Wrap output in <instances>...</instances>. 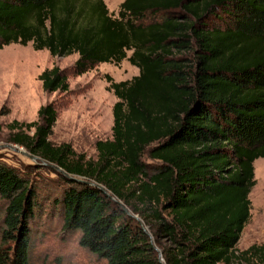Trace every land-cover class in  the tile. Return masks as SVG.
<instances>
[{"label":"trees","instance_id":"16d2710c","mask_svg":"<svg viewBox=\"0 0 264 264\" xmlns=\"http://www.w3.org/2000/svg\"><path fill=\"white\" fill-rule=\"evenodd\" d=\"M113 13L104 0H0V47L76 52L73 74L123 58L138 69L104 75L116 99L94 158L50 141L53 100L11 122L8 140L46 162L53 186L40 192L24 169L42 164L0 159V264H30L46 203L109 264H161L154 246L164 264H264V242L233 249L264 156V0H120ZM37 77L45 91L68 89L57 64Z\"/></svg>","mask_w":264,"mask_h":264},{"label":"rangeland","instance_id":"374dc122","mask_svg":"<svg viewBox=\"0 0 264 264\" xmlns=\"http://www.w3.org/2000/svg\"><path fill=\"white\" fill-rule=\"evenodd\" d=\"M119 1L104 0L113 14L116 13ZM126 53L129 54V50ZM76 56V52L52 56L46 48L33 49L30 42H10L0 47V159L19 168H24V164H42L43 167L37 171L28 170L27 167L24 169L43 193L52 188L53 182L47 184V177L53 173L44 167V160L29 157L26 154L29 152L22 145L8 140L11 122L35 119L39 105L53 100L57 114L48 136L50 141L54 144L67 142L76 152L94 158L95 140L111 135V107L116 99L104 75L108 74L117 81L128 79L138 72L136 66L123 58L117 64L98 62L82 73L73 74L70 65ZM52 64L65 69L67 91L48 92L42 89L38 73ZM253 175L254 184L248 192L249 217L233 247L235 252L251 243L264 242V156L254 159ZM2 205L0 202V217ZM47 209L46 203L45 211L31 225L30 264H109L106 259L78 243L77 231H63L59 216ZM133 215L139 217L137 213ZM143 225L150 230L147 224Z\"/></svg>","mask_w":264,"mask_h":264},{"label":"water","instance_id":"95a60500","mask_svg":"<svg viewBox=\"0 0 264 264\" xmlns=\"http://www.w3.org/2000/svg\"><path fill=\"white\" fill-rule=\"evenodd\" d=\"M6 145H8V144H6ZM1 146V145H0ZM11 148H13V149H17V150H19V151H21V152H23V153H26L24 150H22V149H18V148H16V147H14V146H12V145H9ZM29 157H31V158H35V157H37L36 155H34V154H31V153H26ZM42 163H45L44 161H42ZM56 170H59V171H61L62 173H64V174H66L60 167H58L57 165H54V164H51ZM89 183H92V184H95V185H97L99 188H101L102 190H105L100 184H97V183H94V182H92V181H88ZM122 208L123 209H125L126 210V212L127 213H129V214H131L124 206H122ZM133 215V214H132ZM135 218H137L138 219V217L136 216V215H133ZM143 228L145 229V227L143 226ZM154 249L156 250V252H157V256H158V260L160 261V263L161 264H164V262L162 261V259H161V252H160V250L156 247V246H154Z\"/></svg>","mask_w":264,"mask_h":264}]
</instances>
